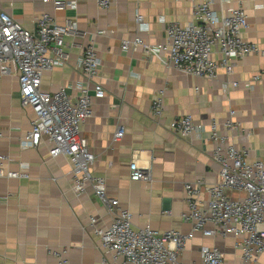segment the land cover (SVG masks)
<instances>
[{
  "label": "crops",
  "instance_id": "crops-1",
  "mask_svg": "<svg viewBox=\"0 0 264 264\" xmlns=\"http://www.w3.org/2000/svg\"><path fill=\"white\" fill-rule=\"evenodd\" d=\"M68 1L76 6L57 10L43 0H0V8L29 30L44 13L59 25L75 23L73 34L65 36L67 59L44 72L41 89L55 92L64 86L74 96L85 86L93 96L94 84H101L105 96L93 99V115L81 125L96 157L92 174L105 178L107 194L132 212L135 228L189 233L193 224L183 218L188 210L185 184L202 179L212 185L219 179L213 120L225 137L223 146L248 149V162L264 161V54L233 58V72L221 67L216 78L186 74L169 63L166 52L147 55L141 46L125 51L121 44L137 36L165 43L168 24L192 22L193 5L200 0H113L108 9L99 8L97 0ZM238 6L247 14L243 39L264 50V0H213L219 13ZM92 40L103 65L89 79L78 60ZM213 58L219 62L222 55L215 50ZM156 98L162 100L161 116L153 112ZM184 115L202 127L187 135L172 130V121ZM33 118L32 108L22 105L18 75L0 72V154L6 156L5 171L20 174L0 177V264H58L56 252H65L68 264H126L102 252L96 230L106 228L114 214L91 186L75 194L70 158L52 156L46 136L37 145L25 143ZM230 119L235 128L227 127ZM119 128L124 134L117 140ZM133 161L149 169L150 180H131ZM208 199L203 191L200 206ZM236 242L232 235L196 232L180 261L201 264V248L215 246L229 264H264V253L244 263Z\"/></svg>",
  "mask_w": 264,
  "mask_h": 264
},
{
  "label": "built area",
  "instance_id": "built-area-1",
  "mask_svg": "<svg viewBox=\"0 0 264 264\" xmlns=\"http://www.w3.org/2000/svg\"><path fill=\"white\" fill-rule=\"evenodd\" d=\"M112 1L97 0V4L101 9H108ZM43 2L52 3L57 10L76 6V1L68 0ZM193 17L188 24L169 23L163 44H152L137 36L123 40L121 47L126 51L132 46H141L147 55L166 52L169 63L181 72L207 78H216L221 67L228 73L233 72V58L264 54L257 43L247 42L242 37L248 27L242 6L231 8L229 13H219L213 7V0H200L193 5ZM138 22L143 23L141 14ZM74 30V22L59 25L46 13L36 19V28L29 30L0 8V72L18 75L22 105L34 112L25 143L37 145L46 136L53 144L52 156L65 154L70 158L75 194L81 196L91 186L98 199L114 214L106 228L96 230L102 252L110 254L115 261L122 259L126 264H184L180 258L188 241L196 232H201L204 236L232 235L237 238L236 245L242 251L244 263L264 253V161L248 162V149L223 146L225 137L219 135L216 120L211 123V140L216 144L214 158L220 164L219 179L212 185L202 179L185 184L188 210L183 218L192 222V230L184 234L174 229L160 231L150 226L134 227L132 212L120 207L119 201L107 194L104 177L92 174L96 157L81 134V125L93 115V99L105 96L103 86L95 83L93 96L85 86L79 87L74 96L64 86L55 92L41 89L44 72L67 59L65 36L73 34ZM49 50L53 54H49ZM215 50L222 55L219 62L213 58ZM78 64L89 79L99 75L103 64L93 40L82 52ZM237 85L238 82L233 83V86ZM152 108L156 115H162L161 98L155 99ZM226 125L236 127L231 119ZM200 127L191 115L177 117L171 123L172 130L183 135ZM123 134L124 129L119 128L115 139H120ZM5 159L6 156L0 154V177H18V172L5 171ZM130 170L131 180H150L149 169L139 166L136 161L131 163ZM203 191L208 193L209 199L205 206H200L198 198ZM232 191L242 192L244 196L234 198ZM95 222L92 218L91 223ZM55 254L58 264H68L65 252ZM201 256V264H229L215 246H203Z\"/></svg>",
  "mask_w": 264,
  "mask_h": 264
}]
</instances>
